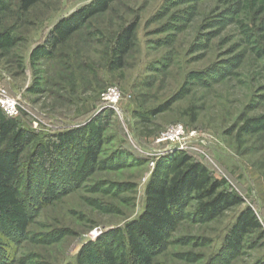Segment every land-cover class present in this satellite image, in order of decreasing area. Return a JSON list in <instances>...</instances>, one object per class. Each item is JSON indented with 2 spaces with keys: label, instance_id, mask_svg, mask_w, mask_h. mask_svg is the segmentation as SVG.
I'll return each instance as SVG.
<instances>
[{
  "label": "rangeland",
  "instance_id": "obj_1",
  "mask_svg": "<svg viewBox=\"0 0 264 264\" xmlns=\"http://www.w3.org/2000/svg\"><path fill=\"white\" fill-rule=\"evenodd\" d=\"M21 2L0 0V87L38 141L75 138L44 163L25 161L29 149L21 181L1 191L0 264H115L110 251L137 264L118 234L181 152L184 169L199 163L222 184L212 197L184 190L150 264H264V0H113L56 47L57 23L97 0ZM110 86L115 104L101 96ZM180 123L195 133L184 146L158 141ZM220 193L242 202L205 215ZM247 209L261 227L235 241Z\"/></svg>",
  "mask_w": 264,
  "mask_h": 264
},
{
  "label": "trees",
  "instance_id": "obj_2",
  "mask_svg": "<svg viewBox=\"0 0 264 264\" xmlns=\"http://www.w3.org/2000/svg\"><path fill=\"white\" fill-rule=\"evenodd\" d=\"M40 0H22L21 9L29 10ZM113 0H97L95 5L88 6L80 12L74 14L69 20H61L57 23L52 31L50 38L52 46L56 47L71 37L83 21L100 14L109 9V5ZM133 29H127L123 35L119 36V45L116 48L117 55L116 64L122 63V58L128 53L132 42ZM75 138V137H74ZM72 134H60L58 142H50L51 149L48 144L38 141L39 135L35 131L27 130L19 125L16 117L8 116L5 111L0 108V193L2 190L12 188L18 184L23 175L22 163L29 159L37 157V160L44 163L45 159L50 157V150H54L63 142H73ZM181 152L172 164L174 175L165 182L153 180L147 191V207L145 213L137 219L134 224H129L123 229L122 235L118 234V240L121 244H126L133 251V258L137 264H150L151 253L153 249L163 240V228L173 221L172 204L177 201L184 190L195 192L202 198L212 197L221 186V182L214 180L207 169L199 163L189 165L184 169L185 158ZM242 201L230 194L220 193L211 202L203 204L201 211L205 215L211 216L215 211H221L229 206L240 204ZM2 207H0V220ZM261 227L258 216L252 209H247L241 215L238 225L233 230V238L235 241L240 238L242 233L248 230H256ZM127 243H125L124 239ZM123 238V239H122ZM124 241V242H123ZM123 242V243H122ZM110 254V255H109ZM111 259L115 256L113 252L108 253Z\"/></svg>",
  "mask_w": 264,
  "mask_h": 264
},
{
  "label": "built area",
  "instance_id": "obj_3",
  "mask_svg": "<svg viewBox=\"0 0 264 264\" xmlns=\"http://www.w3.org/2000/svg\"><path fill=\"white\" fill-rule=\"evenodd\" d=\"M120 91L115 86H110L101 94L102 98L108 100L110 103H117L119 101ZM0 107L10 117H18L20 113L19 102L15 97H10L5 89L0 87ZM195 133L188 132L186 127L180 124L171 125L164 133L158 138L159 142L171 140L176 144L184 146L187 139L194 137Z\"/></svg>",
  "mask_w": 264,
  "mask_h": 264
}]
</instances>
